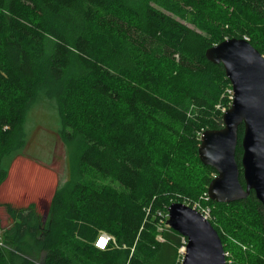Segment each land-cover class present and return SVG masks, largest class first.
Instances as JSON below:
<instances>
[{
  "label": "trees",
  "instance_id": "1",
  "mask_svg": "<svg viewBox=\"0 0 264 264\" xmlns=\"http://www.w3.org/2000/svg\"><path fill=\"white\" fill-rule=\"evenodd\" d=\"M217 1L231 11L220 17ZM260 31L264 0H0V184L27 146L28 111L40 98L56 100L59 135L80 148L45 215L35 204L6 205L0 264H156L171 229H160L159 213L196 200L217 175L199 146L204 131L224 126L232 85L206 51L247 35L264 53ZM243 135L241 125L240 167ZM193 165L201 190L188 175ZM209 203L220 222L257 229L244 240L243 264H264L255 192ZM103 232L116 240L106 249L95 245Z\"/></svg>",
  "mask_w": 264,
  "mask_h": 264
},
{
  "label": "water",
  "instance_id": "2",
  "mask_svg": "<svg viewBox=\"0 0 264 264\" xmlns=\"http://www.w3.org/2000/svg\"><path fill=\"white\" fill-rule=\"evenodd\" d=\"M206 56L223 64L233 91L231 106L223 115L224 126L201 135L200 160L217 171L208 186V198L231 203L254 191L264 206V54L247 37H232L208 48ZM241 125L240 167L236 149ZM241 168L245 185L240 180ZM168 213V226L187 240L182 264H227L222 238L201 211L176 201Z\"/></svg>",
  "mask_w": 264,
  "mask_h": 264
},
{
  "label": "rangeland",
  "instance_id": "3",
  "mask_svg": "<svg viewBox=\"0 0 264 264\" xmlns=\"http://www.w3.org/2000/svg\"><path fill=\"white\" fill-rule=\"evenodd\" d=\"M125 1L136 6L144 4L146 0ZM217 8L220 17L222 14L227 15V11H231V8L228 10L219 1H217ZM221 8L226 10L221 11ZM256 34L257 40L264 46V32L260 31ZM246 37L250 40V37L247 35ZM25 128L28 134L27 146L22 154L10 161L8 176L0 184V216L2 225L6 226L12 223V219L7 215L6 205L21 209L35 204L39 213L45 215L56 188L72 177L80 154V148L68 146L59 135L61 120L56 100L40 98L34 102L28 111ZM193 168L194 173L189 172L188 175L191 174L194 178V186L198 189L203 188L200 183L201 168L197 165H193ZM209 200L207 191H204L196 200L185 198L182 202L199 211L209 210L208 219L215 224L219 223V228L225 235L226 247L229 250L227 252L229 264H243V257L250 251L244 240L251 236L250 231L256 233L257 229L241 231L238 230L241 226L238 227L237 224L231 226L226 225L222 220L220 222L216 218V213L213 212L216 209ZM166 227L170 228L163 226L161 230L163 231ZM167 233L169 238L160 236L165 248L156 264H182L187 240L171 229Z\"/></svg>",
  "mask_w": 264,
  "mask_h": 264
},
{
  "label": "built area",
  "instance_id": "4",
  "mask_svg": "<svg viewBox=\"0 0 264 264\" xmlns=\"http://www.w3.org/2000/svg\"><path fill=\"white\" fill-rule=\"evenodd\" d=\"M232 93V96L231 98L233 99V91L231 90L230 91ZM201 212L203 213V215L208 218L210 216V213H209V210L207 209H202ZM160 215V229H162L163 226H168V218H169V213L167 211V213L163 214V213H159ZM115 237L112 236L111 234L109 233H106V232H103L101 233L96 242H95V245L100 248V249H106L111 242H115Z\"/></svg>",
  "mask_w": 264,
  "mask_h": 264
}]
</instances>
